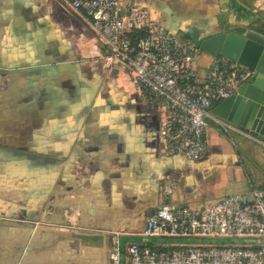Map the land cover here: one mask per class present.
Listing matches in <instances>:
<instances>
[{
  "label": "crops",
  "instance_id": "1",
  "mask_svg": "<svg viewBox=\"0 0 264 264\" xmlns=\"http://www.w3.org/2000/svg\"><path fill=\"white\" fill-rule=\"evenodd\" d=\"M131 1L195 43L264 35V0ZM101 54L66 0H0V264H107L111 231L161 244L138 233L170 182L171 200L196 208L264 191L262 146L247 135L210 122L199 159L162 152L160 110ZM212 59L195 60L201 78Z\"/></svg>",
  "mask_w": 264,
  "mask_h": 264
},
{
  "label": "built area",
  "instance_id": "2",
  "mask_svg": "<svg viewBox=\"0 0 264 264\" xmlns=\"http://www.w3.org/2000/svg\"><path fill=\"white\" fill-rule=\"evenodd\" d=\"M96 34L102 66L125 70L145 100L160 110L158 145L162 152L189 160L207 150L210 122L229 134L252 135L216 115L212 107L237 92L255 74L223 56L213 57L201 78L195 60L199 45L182 39L131 0H66ZM173 183L162 189L160 205L147 216L138 233L149 238H264V191L251 187L200 207L171 200ZM120 232H110L107 264H264V243L243 245L152 244L121 245Z\"/></svg>",
  "mask_w": 264,
  "mask_h": 264
},
{
  "label": "water",
  "instance_id": "3",
  "mask_svg": "<svg viewBox=\"0 0 264 264\" xmlns=\"http://www.w3.org/2000/svg\"><path fill=\"white\" fill-rule=\"evenodd\" d=\"M197 43L202 52L212 57L223 56L254 68V76L243 83L237 92L222 100L212 112L264 139V35L252 30L219 31L199 38ZM243 239L247 240L245 244L264 243V238Z\"/></svg>",
  "mask_w": 264,
  "mask_h": 264
},
{
  "label": "rangeland",
  "instance_id": "4",
  "mask_svg": "<svg viewBox=\"0 0 264 264\" xmlns=\"http://www.w3.org/2000/svg\"><path fill=\"white\" fill-rule=\"evenodd\" d=\"M152 241H166L167 244H170L169 242H184L185 244L191 245H243L247 243V240L243 238H154Z\"/></svg>",
  "mask_w": 264,
  "mask_h": 264
}]
</instances>
